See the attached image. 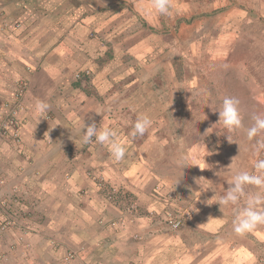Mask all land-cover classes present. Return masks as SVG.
Masks as SVG:
<instances>
[{"label": "rangeland", "instance_id": "rangeland-1", "mask_svg": "<svg viewBox=\"0 0 264 264\" xmlns=\"http://www.w3.org/2000/svg\"><path fill=\"white\" fill-rule=\"evenodd\" d=\"M239 2L242 15L238 17L239 25L233 26L236 29L232 34L218 33L227 27L214 18H205L200 24L181 26L174 40L159 38L157 42L144 34H140L143 38L139 40L126 37L120 41L122 35L115 28L107 37L102 33V26L77 24L79 16L86 15L85 8L76 13L79 15L69 32L64 25L60 34H64L62 40H55L50 31L54 27L47 24L48 21L38 23L43 9H32L33 21L28 18L29 21L23 23L22 31L28 35L21 41L22 46L47 50L40 56L32 51V56L21 59L28 63L26 73L36 71L38 74L33 90H30L29 80L14 72L12 54L0 55V110L4 103L13 100L17 83L26 81L24 110L18 117L21 145L24 147L27 128L24 119L32 108V105L26 106L25 101L43 92L44 100L48 92L55 98L67 97L68 103L63 107L70 119L67 123L79 131L75 144L91 146L96 162L102 159L104 146L106 161L110 163L105 165L102 160L101 166L83 168L95 191L102 194L103 204L119 211L114 220L99 223L123 229L131 218L142 216L148 222H153V218L159 224L160 234L180 236L179 243L182 241L185 254L205 251L210 257L208 264L218 260L219 249L224 253L221 264H230L225 257L234 249L242 258L256 260L251 264H264V224L241 235L235 233L233 223L248 198L264 190L247 185L240 208L228 206L220 211V205L215 203L226 194L236 173L255 174L254 164L264 160L261 146L264 131L251 140L247 137V130L255 124L254 117L264 119V0ZM81 19L86 18L81 16ZM53 20L54 17L51 22ZM13 27L12 23L4 24L3 30ZM208 32L210 35H206ZM39 33H47L45 42L39 41ZM44 43L47 46L43 47ZM60 43L63 47L59 46L54 55L51 50ZM50 63L52 72L44 73ZM44 85L46 89L42 88ZM182 91H185L183 95ZM225 98H236L240 102L241 127L232 132L219 122ZM140 114H147L153 123L143 136L133 137V125ZM42 115L45 118L46 115ZM49 119L54 120L50 122L52 125L38 129L42 143L47 147L66 146L65 134L60 136L59 142L53 140L58 135L57 131L51 134L56 120L52 115ZM92 123L99 129L108 127L116 131L115 139L126 148L122 160L115 161L110 151L107 152L108 146L97 143L95 137L89 143L82 142V132L86 131V127L82 129L83 124ZM0 140L9 148H16L18 153L25 151L15 147L9 136L0 133ZM79 155L85 157V154ZM182 156L187 158L184 165L177 163ZM107 175L116 179L111 178L114 184ZM113 190L117 192L111 197ZM12 200L7 198L0 202V209L7 213L0 222H15L7 218L11 217L8 215ZM131 207L136 208L131 210ZM167 219L181 222L180 228L170 227ZM200 223L204 228L206 224L215 227L217 223V232H208L205 240L203 230H198ZM135 240L141 241L142 236L135 235ZM244 246L249 249L242 250ZM73 253L75 262L78 254Z\"/></svg>", "mask_w": 264, "mask_h": 264}, {"label": "crops", "instance_id": "crops-1", "mask_svg": "<svg viewBox=\"0 0 264 264\" xmlns=\"http://www.w3.org/2000/svg\"><path fill=\"white\" fill-rule=\"evenodd\" d=\"M150 5L151 0H0V55L12 54L14 72L21 73L29 80L30 90H33L38 74H35L36 71L26 73L28 63L21 59L32 56V51L40 56L47 50L26 48L21 41L28 35L22 31L23 23L29 21L28 18L33 21L31 10L37 8L43 9L39 12L43 15L39 16L38 23L41 20L44 23L48 21L47 24L54 27L50 31L55 40H62L64 34H60L64 31V25L67 27L66 32H69L71 24L75 23L79 15L76 13L84 8L86 15L81 14L77 24L102 26V33L107 37L111 29L115 28L122 35H119L120 41L126 37L139 40L143 38L140 34L156 42L159 38L174 40L175 33L181 26L200 24L205 18H214L222 23L220 25L227 27L225 30L220 29L218 33L232 34L236 29L233 26L239 25L238 17L242 15L239 0H169L167 14L151 11ZM47 15L51 18L46 19ZM81 16L86 19H81ZM10 23L19 27L3 30L4 24ZM206 35H210L209 32ZM11 39L17 42L14 43ZM41 39L45 42L47 33H39V41ZM44 46L47 45L44 43ZM59 46L63 47V44L60 43L51 50L54 55ZM48 70L52 72L51 63L44 73ZM42 88L46 89L47 86ZM43 93L25 101L26 106L32 105L24 119L27 128L22 148L25 151L18 153L16 148L11 149L0 140V177L5 180L4 187L0 189V202L13 198L11 213L8 215L11 217L7 218L15 220L10 228L0 231V264H63L69 251L78 254L77 260L72 264H98L102 261L105 264H208L210 257L205 251L185 254L182 241L179 243L180 236L160 234L159 224L153 218V222L146 221L142 216L131 218L123 229H112L99 223L100 220L109 223L119 216V211L103 204L102 194L95 191L93 182L83 172L87 168L103 165V161L105 165L110 164L106 161V149L102 146V159L96 162L91 146L76 145L79 131L70 127V122L67 123L70 119L66 117L67 110L63 109L65 103H68L67 97H57V93V99L48 92V98L44 100ZM38 102L49 105L43 112L45 118L36 109ZM49 115L56 120V128L52 129L51 134L58 132L57 138L53 140L59 142L60 136L65 134L68 137L66 146L60 148L55 144L47 147L42 143L38 129L42 125H52L50 122L54 120H48ZM58 120L62 122L59 123ZM58 123L60 125L57 129ZM79 154H85V157L82 158ZM107 176L110 178V175ZM111 178L110 182L114 184ZM143 205L146 207L148 204L145 202ZM6 216V211L0 209V219L3 220ZM206 225L205 228L203 223L198 225V230H203V235L217 232V223L213 225L215 227ZM135 235L142 236V240H135ZM204 239L206 240V235ZM244 247L242 250L249 249L248 246ZM219 251L220 256L214 264L222 263L224 253L221 249ZM195 258H198L196 262ZM225 259L230 264H251L256 261L242 258L235 249Z\"/></svg>", "mask_w": 264, "mask_h": 264}, {"label": "clouds", "instance_id": "clouds-1", "mask_svg": "<svg viewBox=\"0 0 264 264\" xmlns=\"http://www.w3.org/2000/svg\"><path fill=\"white\" fill-rule=\"evenodd\" d=\"M150 10L157 14H167L169 11V0H151ZM239 103V100L236 98H225L223 100V108L219 111V122H222L225 129L229 132L241 127V116L238 109ZM48 108L49 105L44 102H38L36 104V109L41 113V117H43V112H45ZM254 120V126L247 130V137L249 140L256 137L261 131H264V119L254 117ZM152 123V119L147 114L138 115L133 125V131L131 133L132 136H143L152 126ZM85 127L86 131L82 132L81 137L83 143H89L92 138L95 137V141L97 143L108 146L111 156L115 161H120L124 158L126 148L122 143L115 139L117 135L115 130L108 127L99 129L95 123L87 126L83 124L82 129ZM261 146L264 147V145ZM15 147H17V145H15ZM22 147L23 146L18 148ZM186 159V157L182 156L177 163L184 165L186 163ZM254 169L255 174L242 171L233 176L230 182L231 186L227 190L226 194L219 197V199L215 202L220 205V211L228 206H236L237 208H240L239 202L241 197L244 195L245 187L247 185H254L259 189L264 190V160H258L254 164ZM1 180L4 181V184L0 188H3L5 180L2 178ZM233 223L235 233L241 235L253 231L258 225L264 224V192H258L254 196H250L245 202V205L238 211Z\"/></svg>", "mask_w": 264, "mask_h": 264}, {"label": "built area", "instance_id": "built-area-1", "mask_svg": "<svg viewBox=\"0 0 264 264\" xmlns=\"http://www.w3.org/2000/svg\"><path fill=\"white\" fill-rule=\"evenodd\" d=\"M89 74V71L86 72ZM79 77V76H78ZM27 90L26 81L22 80L17 83L16 90L14 92L13 100L4 103L0 110V133L3 136H9L15 145L21 147L23 140L21 132L18 127V117L24 110V94ZM103 182H105L103 178ZM4 184V181L0 179V187ZM103 186V183H100ZM117 190H113L110 193L111 197L115 194ZM112 199V198H110ZM136 207H131V210H134ZM167 224L173 229H178L181 226V222L174 221L173 219H167ZM13 225V221H3L0 222V231H5ZM75 259V254L69 252L64 258V264H72Z\"/></svg>", "mask_w": 264, "mask_h": 264}, {"label": "trees", "instance_id": "trees-1", "mask_svg": "<svg viewBox=\"0 0 264 264\" xmlns=\"http://www.w3.org/2000/svg\"><path fill=\"white\" fill-rule=\"evenodd\" d=\"M181 77V76H180ZM185 93V91H182V95ZM12 199V198H11ZM10 200V199H9Z\"/></svg>", "mask_w": 264, "mask_h": 264}]
</instances>
